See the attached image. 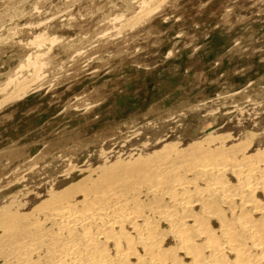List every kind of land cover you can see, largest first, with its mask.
Masks as SVG:
<instances>
[{
	"label": "rangeland",
	"instance_id": "1",
	"mask_svg": "<svg viewBox=\"0 0 264 264\" xmlns=\"http://www.w3.org/2000/svg\"><path fill=\"white\" fill-rule=\"evenodd\" d=\"M228 133L264 135V0H0V214Z\"/></svg>",
	"mask_w": 264,
	"mask_h": 264
},
{
	"label": "bare ground",
	"instance_id": "2",
	"mask_svg": "<svg viewBox=\"0 0 264 264\" xmlns=\"http://www.w3.org/2000/svg\"><path fill=\"white\" fill-rule=\"evenodd\" d=\"M241 136L152 146L7 207L0 264H264V135Z\"/></svg>",
	"mask_w": 264,
	"mask_h": 264
},
{
	"label": "crops",
	"instance_id": "3",
	"mask_svg": "<svg viewBox=\"0 0 264 264\" xmlns=\"http://www.w3.org/2000/svg\"><path fill=\"white\" fill-rule=\"evenodd\" d=\"M23 105V103H16V104H13V105H11V106H9V107H7L6 109H4V111H3V113H8V112H11V114H13L14 112V110H15V108L16 107H19V106H22ZM5 113V114H6ZM29 113V112H28ZM13 117H15V115H11V119H13ZM11 146H14V144L12 143V145Z\"/></svg>",
	"mask_w": 264,
	"mask_h": 264
}]
</instances>
